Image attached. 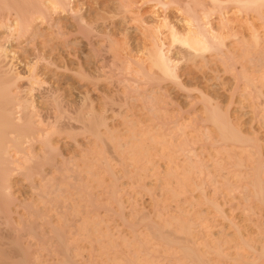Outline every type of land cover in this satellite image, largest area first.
Segmentation results:
<instances>
[{"label": "bare ground", "instance_id": "1", "mask_svg": "<svg viewBox=\"0 0 264 264\" xmlns=\"http://www.w3.org/2000/svg\"><path fill=\"white\" fill-rule=\"evenodd\" d=\"M152 1L155 3L154 8L156 10L161 9L163 12L166 13L163 21L164 22L163 26L167 29L169 33L168 37H166L164 32H162L161 30L162 26L158 27L157 25L154 24L150 25L149 22H145L146 20H144L145 17L143 18L142 16L143 14L140 15V7L142 6L143 3H139L135 0H100L97 3L99 5L97 9L91 8L87 4V1L85 0V2H81L83 8L81 7V9L79 10L73 8L72 3H75V0H0V255L1 254L4 256L7 255V257L8 256L19 257L22 260H18V262L22 261L21 263L25 264L27 263V261L26 262L23 261L24 260L23 256L25 255L24 248L28 247L27 245L28 243L30 244L34 242L33 244L36 243L37 247L39 246L38 248H40V250H44L43 252L45 253L47 252L46 254L59 255V256L55 255V257H58V260H56L58 264H82V260H78L81 261L80 263L76 259L78 254L82 253L79 250L80 248L79 243L81 241L80 240L81 238L84 239L83 237H88L89 239L93 238L95 239V241L101 243L107 242L106 245L107 248H105L104 246L105 253H103L104 256L107 255V257L105 256L107 258L105 259L107 260L105 262L106 264H257V262H255L256 261L255 259H254L255 261H253V257H256L257 259V256H258L257 260L259 261V256L261 254H259L258 251H256V244H255L256 242L255 243L253 242L252 244L250 240L247 241L245 239L243 240L240 239L242 240L241 242L242 247L244 244L245 248L247 247L248 248L247 250L250 252L249 253H247L248 251H245L246 253L242 252L241 249L242 247H240L239 244L238 247H236V248L240 247L236 255L230 254L231 252H229L228 254L223 253L224 247H222V249L220 247L223 246L220 244L224 242L223 238L220 241L216 238L217 239L215 240L217 241L216 243L212 242L213 240L212 241L210 240L212 242L211 245L208 244L209 243L208 239H206L208 243L206 241L205 243L203 240L206 246L204 245L202 247L201 245L200 247L199 245L202 243L196 241L197 239L196 237H194V233H192L194 232L192 231L191 228L192 225L189 224L190 223L189 221L185 220L187 219L184 218L186 216H184V213L183 215H181L182 211L180 212L179 209H178L179 212L176 211L175 213H173L175 211L174 210L173 212L170 211L169 214H167V212L165 211L167 215L163 213L164 210L160 209L161 211L160 210L158 211L156 209L157 212L155 213H157L156 214L157 218L155 217L156 218L155 220L152 218V216H148L147 214L142 213V214H138V216L135 217L137 218V220L134 219L133 221L132 219L130 221L129 219L122 217L124 216L123 213L119 212L118 215L122 217L124 224L128 226V228L131 230L130 232H132L131 235L133 236V238H131L133 240L131 239L128 240L129 237L125 238V240L122 238L121 241L122 240L124 241V245L122 244L123 242L119 243L118 241L120 239L117 238L118 239L117 240L114 237L115 234L112 233L110 229H108L107 231L102 229L103 218L100 219L98 215L99 212H96L95 207H98V205L95 202V198H93L94 195L92 194L93 192L91 193L89 190L90 188H92V186L89 184L90 188L88 189L89 185L88 183L85 182L87 180H85L84 179L85 177H83L84 167L82 166L86 167L87 164L88 167L90 166L93 167L94 165L93 163H97L98 160H100L98 161L99 164L100 163L103 165L105 164V166L102 167V169L107 171V173L113 171L112 168L110 167V163H109L110 161L108 162L106 159L107 158L106 154L108 150H110V148L107 150L108 145L104 144L107 140L103 139L102 134L100 133L101 126H107L106 119L104 121L102 116L101 118L96 117V115L94 116L93 114L95 112L92 114L91 113L92 109L90 110L91 112L89 110H87V112L86 111L84 112V110L82 109H84L85 106L82 107L84 103L82 102L83 104H81L80 100L74 103L72 101H71L72 103H70L69 101L67 102V100L65 101L64 100L65 98L61 97L60 96L61 94H59L60 87L58 88L55 86H48L47 88L45 87L46 89L42 92L43 89H41L40 86L39 88L41 90L40 89L39 90L43 94H41V92L37 90V87L41 83L38 78H40L39 70L42 69V67H46L50 70H54L55 72L62 71V69L64 71L67 69L66 71H68V67H67L68 64L67 65L65 64L66 61L64 62L63 65L59 63L60 59L58 62L57 55L60 52L57 51L58 53H56V50L62 51L64 60H67V56H68V54H65L67 50L66 48L71 49V51L74 50L75 51L74 54H76L77 49L75 48L77 44L74 43L76 42V40L73 41L72 39L73 42L70 40L71 36L75 34L74 33L75 31H76L75 35H77V33L78 35L82 33V35H84V37L86 38L84 39L86 41L88 40L89 41L88 43H90L91 47H93V45H96L94 44L95 42L94 43L92 42L93 41L92 39H94L95 37L94 34L96 35V31H99V29L102 28H108L109 30L113 28L115 29L117 28L115 21H111L113 20L112 18L109 21L108 19L107 20L105 19L106 17L102 16L103 13H111L112 17L113 15L116 16V19L117 17L122 18L123 22L127 25L126 28L124 26L126 31H129L131 28H134L132 26H128V24L131 23L132 21H138V23H142L141 27H137V30L142 31V33L144 34V38L146 36L147 38L145 39H148L151 45L150 47H147L146 59H137V58L129 59L130 63L128 67L132 66L130 64L133 63L137 67L128 68L130 70L128 71L129 73L126 74H128L127 76L129 77L124 78L126 82L127 81L129 82L127 83L128 85L126 84L128 87L125 86L127 90H129L127 92L129 93L135 92V94L137 93L139 99L141 97L144 100L145 106L149 111H152V113L154 112L157 116L159 112H162L163 107L160 106L161 104L159 100H162L163 99L162 97L163 96L165 97L166 95V90H164L166 87L163 88L164 84L172 83V85L174 84V86H176L178 89H182L181 91H183V89L184 90L187 89L185 85L186 83L189 82L185 83L183 80L184 79L183 76L186 75L187 73L183 72L184 74L182 73L180 74L179 71L180 70L179 67L183 64V62L186 63L191 61V64H194V66L196 65L200 69L202 67L206 68L210 64H214L215 66H217L216 64H221L224 68V69L221 68L222 71H224V73H228V74L231 73L232 75L234 74L237 77V78L235 77L237 82L240 83L242 82L241 84H243L244 87V95L247 98V100L250 101V102L247 101L248 103H250L248 107L254 112L253 114L256 113V115L257 114L261 115V117L257 116V118L259 117L262 120L264 127V39L262 37L263 35L261 34L262 36H260V30L256 26V24L253 21H249L250 19L248 20L246 18L247 23L245 25L246 26L248 25L247 27H249L248 29H250V35L246 36L243 33L244 29L242 30L244 25L241 24L239 25V22L237 24L235 22L236 21L235 18H233L232 17L233 15L231 14V13L236 14L237 17L241 15L243 17L245 15L246 17H250V18H252L251 16L254 15L256 19L260 21V23L262 24L261 27L263 28L264 31V0H152ZM170 10H173L171 12L176 13L177 16L180 15L179 22L181 21L182 24H184L183 25L184 27L178 22L172 21L171 18L172 16H170L169 14L171 13L169 12ZM95 12L99 14V17L92 19L91 14L93 13L95 14ZM60 13L62 15L67 14L71 17L70 22H72L74 25V28L71 26L73 30H75L74 32L72 30L68 31L69 28L67 30L65 22H62V20L60 19L58 20L56 18L57 17L56 15ZM236 15L234 16L236 17ZM153 22L155 21L153 20ZM41 25L43 26L45 25L48 29L51 30L50 31L51 33H45L43 29H40ZM91 34L93 36H91ZM110 34L112 35V33ZM167 38H169V42H167L168 41ZM229 38L231 39V41L232 40L233 41L232 42H230V40L228 41ZM25 41L29 42L30 48L28 49L24 48L26 49L24 51L25 53L23 52L24 57H22L21 54L20 57L17 56V53L16 55H14L15 52L14 53L10 52L9 48L12 43L19 44L20 42H25ZM110 41L112 43V40ZM229 42L230 44H228ZM113 44L115 43L113 42ZM94 50L97 49L95 48ZM100 50L98 49L96 51L97 55ZM79 54L76 55L78 56ZM71 56H69V58ZM77 56L75 57L76 60H77ZM59 58L62 59L61 56ZM80 60L81 59L77 60V62L83 68ZM209 69H210V73L211 71L213 72L214 78L219 79V75L217 73V70H219L218 67L217 69L215 67L214 68L211 67ZM75 70L74 73L79 74L75 72ZM72 72L73 71H71L70 73ZM81 73L82 71L80 72V75ZM80 75H75V76H79L80 78H82V75L81 76ZM84 77L86 76L84 75L83 78ZM237 82H236V86H239ZM195 84L197 85V83ZM201 91L202 90H200V93H202ZM37 92L38 94H40L39 96L46 99L45 105L47 103L46 105L47 108L46 106H44L46 108V109L44 108V110L40 109L41 107L39 105H36L38 103H36L35 101L36 98L34 97L37 94ZM37 96L38 95H36V97ZM202 96H205L204 93L202 94ZM207 100L208 101L205 100L204 102L205 113L210 115V116L208 115L210 121L212 120L213 122L217 123L216 128H218L219 136H220L219 137L220 139L217 140L219 145H221L219 147L222 148L223 145L225 148L227 143L230 142L233 143V145L235 144V146L237 145V148H239L238 146H240V148L243 146L242 149L244 150H241L243 152V155H245L244 152L247 150V153L245 152L247 154L246 157L236 155L235 161L231 164L233 165V167L236 169L237 172H239L238 170L242 171L243 167H245V169L248 172L249 171H251V173L253 172V175L249 174L252 176L251 177L252 180H250V182L248 183L246 181L245 182L243 181L245 184L247 183L246 185L244 184L245 187L247 188L246 190L245 187L243 188L240 187L243 183L242 181H240L242 182L241 184L238 183L239 185L236 183L238 185L237 188L238 189L239 187L242 188V192L244 193L245 191L250 190L249 187H252L256 194L254 195V197L257 196L258 198H260V200L263 202L262 204H264V156H263L264 151L262 150V145L258 141H255L253 139H251L250 141V138L248 139L246 137L247 138L246 139L244 138L245 136L242 137L240 135L242 133L238 132L237 129H234V127L232 128L231 124L230 125L228 124L230 122H228L227 119H226L227 121L224 119L226 115L223 118L219 116L218 111L220 107H216L215 104L212 105L211 98L210 101L208 98ZM109 104L112 105V102H109ZM37 106H39L40 108ZM90 108L91 107L89 106V109ZM223 113H227V112L224 111ZM106 130L108 131V129ZM83 132H85V134L87 132L89 135H92L91 137H88L89 135L86 134V136L88 137L86 143L88 145L87 146L88 148H86V146L84 148V145H82L83 141L82 142L80 141L82 143L81 144L77 140V137H79L80 135L82 136V134H84ZM56 137L65 138L66 140V141L64 140L65 142L73 141L71 142L74 143L72 145H74L75 148L78 149V152L83 153L84 157L82 156V154H80L82 157H79L78 156L79 154L77 152H76V154H78L77 156L74 155L72 157L71 155V157H69L70 156L69 154L68 157L65 156L64 152H62V149H59V145H56L55 142H53L55 140L54 138ZM151 137L152 140L155 139V137L153 136ZM99 140L101 141L103 140L104 142V143L102 142L103 144L102 146L99 145L101 148H99L98 146ZM183 143L177 144V146L180 147L181 150L188 153L193 151L194 148L190 149L188 146H185ZM215 143H217V141ZM91 145L95 146V148L93 146L92 154H91V149H89L90 147L92 148ZM111 145L110 147H112ZM74 146L72 147L74 148ZM97 146L100 150V153L99 150L96 149ZM123 146L121 144L120 149ZM185 147H188L189 149ZM227 149L229 151L231 150L229 148ZM96 150H97L96 155L97 156L99 154L100 155L98 156L99 158H97L98 160L95 157V160H93L92 163L90 162L91 161L90 159H87V157L88 155L91 154L90 156L93 159L94 158L93 155ZM137 150H139V148ZM86 151L89 153L87 154ZM105 151L106 154H103L105 153ZM184 155L186 154L184 153ZM191 156L193 157V155ZM233 158L234 157H232V159ZM195 160H196L195 163H193L194 161L192 162L190 161L188 165H184L179 168L177 167V169L171 168V170H168V172H166L165 170L166 177L164 176L163 178H166L165 181L167 179L170 181V182L166 181L167 182L166 184H168V187H170L167 188L169 190L171 189L170 190L171 193L173 194L176 193V195L178 196L177 193L179 192L177 190L178 188L175 187L172 188V184L173 186H175L174 183L177 184L178 186L176 185V187H179L180 184L183 185L184 183L183 181L185 180V177L189 179L188 176L192 172L211 175L212 172L209 170L210 168L208 169L209 164L208 165L206 164L207 163L206 161L208 159L204 161L206 163H204L202 160L198 162L197 159ZM78 161H82L81 163L83 164L86 161H89L90 164L92 163V165H90L89 162L88 163L86 162L85 165L80 164L81 165L80 167ZM248 163L250 165L249 167H247L248 165H246ZM231 164L229 162V165ZM92 167H90V169L88 170H86L87 168L85 169L86 171H88L87 173L89 172L94 173L93 171L94 167L93 168ZM211 168H214V166L212 167L211 165ZM215 168L217 169V166ZM234 168L232 169L234 170ZM102 169H100V171H102ZM135 170L139 172V168H136ZM178 171L181 172L183 175L181 173L179 174ZM97 172L98 170L95 171V173ZM113 172L111 174H113ZM234 174H236V172ZM99 175H94V176L98 177ZM94 176L92 181L99 180L96 179L97 177L95 178ZM211 176L210 178L212 182L214 180H215L214 182H216L217 180L215 178L216 176L215 175H214L215 177L213 175ZM15 177L23 178L24 183L27 184V187L29 189L28 190L30 193L29 197H31L29 199L31 201L30 200L26 201L25 198L21 200V198L17 197V195L15 194L14 189L12 190L13 188L12 178ZM212 178L215 179L213 180ZM235 178L237 177L235 176ZM239 178H241L240 173H239ZM97 183L99 184L98 181ZM231 184H229V186H231ZM236 184L234 188L235 190H237ZM229 186L226 187L229 188ZM233 187L234 186H231L230 189H232ZM180 188H182V186L179 187V189ZM182 189L183 191L185 190V184L183 185ZM253 190L252 193L254 192ZM239 191L241 192V189H239ZM112 192H113L112 195H114L116 190L114 189ZM84 199L86 200V202L83 201ZM83 202L87 204L91 202L90 205L92 204L91 206L93 207L91 208L93 210H88L89 208H87V210L81 209V207L84 206L82 205L84 204ZM105 204L108 205V203ZM175 209L177 210V208ZM249 209H247V211ZM20 210L22 211L21 213ZM109 210L112 209L109 208ZM81 211L85 213V216L84 215L81 216L83 214ZM148 214L150 215V213ZM260 222L261 221H259V224ZM140 225H142V227L144 226L145 232L142 231L143 229L140 230ZM118 227L119 226H117V230H119ZM261 227H264V225ZM225 240L227 242L228 239ZM226 242H224L223 244H225ZM238 243L236 242L235 245ZM212 244L214 247L212 246ZM262 246H261L262 248L257 247L259 251L261 250L264 251V244H262ZM135 247L136 248L138 247L139 250L137 251ZM95 248H92L94 249L93 251H95ZM202 248L203 250H201ZM204 249L205 250L208 249V250L204 252ZM209 249L210 252H208ZM212 251L215 253V255L213 256L217 255V258L215 260L216 262L213 261V259L211 260L210 258L211 256H209L211 255L210 253L213 254ZM253 252L258 253L259 255L257 254L256 256V253L254 255ZM229 254L230 256L234 255V257H230ZM227 257L229 258V261ZM250 257L252 258L253 262L248 261ZM94 262L95 261L91 260L89 263L87 262V264H96ZM84 263L85 262H83V264Z\"/></svg>", "mask_w": 264, "mask_h": 264}, {"label": "rangeland", "instance_id": "2", "mask_svg": "<svg viewBox=\"0 0 264 264\" xmlns=\"http://www.w3.org/2000/svg\"><path fill=\"white\" fill-rule=\"evenodd\" d=\"M86 1H87V4L91 8L97 9L99 6L97 3L100 0H86ZM135 1H137L139 3H143L142 6L140 7V15L143 14L142 16H143V18L145 17V19H144V20H146L145 22H149L150 25L151 24L157 25L158 27L162 26V28H161L162 32H164L165 36L168 37L169 33H168L167 29L163 26V23H164L163 21H164V17L166 15V13L163 12L161 9L156 10L154 8L155 3L152 0H149V1L148 0H135ZM81 2H85V0L84 1L83 0H80V1L75 0V3H72L73 8L74 9L76 8L77 10L81 9V7H82ZM171 11H173V10H170L169 12H171ZM174 12H175V10H174ZM230 13H229V16H230ZM169 14H170V16H172L171 17L172 21L178 22L182 26L184 25V24H182L181 21L179 22L180 15L177 16V14L173 13V12H171ZM231 14L233 15L232 17L235 18L236 21L235 20L234 21L237 24L239 22V25L240 24L244 25L243 28L241 27L242 30L244 29V32L243 31H241V32H243L246 36L250 35V29H248L249 28V27H247L248 25L246 26L245 24L247 23V19L248 20L250 19L249 21H253L256 24V26L259 28L260 36L263 35L262 37L264 39V31H263V28L261 27L262 24L260 23V21H258L256 19V17L254 15H252L251 16L252 18H250V17H246L245 15L243 17H242V15L237 17L236 14H233V13H231ZM234 15H236V17ZM56 16L55 17L58 20L60 19V20H62V22H65L67 30L69 28L68 31H70V30H72L73 32L75 31V30H73L74 25L72 22H70L71 17L69 15H67V14L62 15L60 13V14H57ZM91 16H92L91 17L92 19H95V18L99 17V14L97 12H95V14L93 13V14H91ZM102 16L106 17L105 19L106 20L108 19L109 21L112 18L113 20H111V21H115L117 28L116 29L113 28L111 30H109L108 28H102V29H99V31L101 33L99 31H96V35L94 34L95 37H94V39H92L93 40L92 42L93 43L95 42L94 44H96V45H93V47H91L90 43H88L89 42L88 40L87 41L85 40L86 38L84 37V35H82V33L81 34L79 33L80 35H78V33H77V35H75L76 34V31H75L74 32L75 34L73 36H71L70 40L71 41H72V39H73V41L76 40V42H74V43H76L79 47L78 48L76 45V48H75V49H77L76 54H79L81 52L78 55L79 57L80 56L81 57L79 58L76 54H74V52H75L74 50L71 51V49L66 48L67 50H66L65 54H68V56H67V60H64L62 51L56 50V53H58L57 51H59L61 53V54L58 53V55H57L58 62L60 59L59 63L63 65L64 62L66 61L65 64L66 65L68 64L67 65L68 71H66L67 69L65 71L62 69V71L55 72L54 70H50L46 67H42L43 70L42 69L39 70L40 78H38L41 83H40V85L38 84L39 86L37 85L38 86L37 90L39 92H41L40 91L41 89H43L42 90V92H43L48 86H55L58 88L60 87L59 88V94H61L60 95L61 97L65 98V99L63 98L65 101L67 100V102L69 101L70 103H72V102L74 103V102L80 100L81 104H83V103L86 104V105L83 104V106H82V107L85 106L84 109H82V110H84V112L85 111L87 112V110L90 111L92 109L91 110L92 112L91 111L90 112L92 114L95 112L93 114L94 116L96 115V117H100V118L102 116L104 121L106 119L107 126H101V132L100 131L99 132L102 134L103 139H106L107 141L104 143L103 140L102 141L99 140L101 142L98 141V146L99 145L102 146L103 145L102 142H103L104 144L108 145L107 150L110 148V150H108L107 154H106V151L103 154H106V156H107L106 159L108 162L110 161L109 162L110 167L112 168V170L114 172L111 171V172L107 173V171L102 169V167H104L105 164L103 165L100 163L101 164L100 165L98 163V161H100L97 159V158H99L98 156L100 155L99 154L100 153L99 148H101L100 146H99V148H98V146L96 148L99 150L98 156L96 155L97 150L94 152V155H93L94 158L93 159L90 156L93 153L92 150H93L94 145L93 146L91 145L92 148L89 146L90 147L89 149H91V154L88 155V157L86 156L87 159L91 160V161L89 160L90 162L95 160V157H96V159L98 160V161L96 160L97 163H93V162L92 163L94 164L93 165V167L95 169V170L93 169L94 173L96 170H98V172H99V173L97 172L98 174L97 173L94 174L93 172H92L93 174L90 172L87 173L88 171H86V170H88V169H90V167H92V166H90V167L87 166L86 162L88 163L89 161H86V162L84 161L85 162L84 164L81 163L82 161H78L79 165L80 164L81 165L86 164V167L82 166V167H84V169H83L84 170V173H83L84 176L83 177H85L84 179L87 180L85 182L88 183V185L90 184L92 186V188H90V185H89L88 189L90 188L89 189L90 192L91 193L93 192L92 193V194H94L93 198H95V202L98 205V207H95L96 212H99L98 215H99L100 219L103 218L102 219L103 220L102 229H104L106 231L108 229H110V231L115 234L114 237L116 239L117 238L120 239L118 242L119 243L123 242L122 244L124 245V241L123 240L121 241V239L123 238L125 240V238L129 237L128 238V240H129V239L133 238V236L131 235L132 234V232H130L131 230L128 228V226H126L124 224L122 217L129 219L130 221L133 219V221H134V219L137 220V218H135V217H137L138 214L143 213V214H147L148 216H152V218L155 220L157 218L156 217L157 213H155V212H157L156 209L158 211L160 209L164 210V212L163 211L162 212L165 213V215L169 214L170 211L173 212L175 210L173 212V213H175L176 211L179 212V210H180V212L182 211L181 215H183V213H184V216H186V217H184V216L183 217L187 218L185 220L189 221L190 222L189 224L192 225L191 228H192V231H194L192 233H194V237H196V239H197L196 241L197 242L199 241L200 243H202V244L198 243V244H200L199 245L200 247H201V245H202V247L205 245V243L207 242L206 239L209 240V243L208 242L207 243L210 245L212 242L216 243L217 241H215V240H217V239L220 241L223 238L224 242H226L225 239H228L227 240L228 243L227 242L225 244H223L224 242L220 243L221 245H223L220 247H221V249H222V247H224L223 248L224 254H226V253L228 254L229 252H231L230 254L236 255L239 248L242 247V245H241L242 240L243 239H245L247 241L250 240L252 244H253V242L254 243L256 242L255 243L256 244V251H258V253L261 254L259 256V261H258L257 260L258 259V256H257L258 253L253 252L254 255L256 253V256H257V259H256V257H253V261L256 260L255 262H257V264H264V251L261 249H260L261 251H259V249L257 248V247L262 248L263 247L262 244H264V238H261V237H264L263 236L264 227H261L264 225V204H262L263 202L260 200V198H258L257 196L254 197V195H256V194H255V191L253 190L252 187H249V188H250V190L252 188V190L254 191L253 193H252V190L251 191L250 190L245 191L247 189L245 187V185L248 182H250V180H252L251 175H253V172L252 173H251V171L248 172L245 169V167H243L244 169L242 168V171L238 170L239 172H237L236 169L231 164L235 161L236 155L246 157L247 156V154H246L247 150L245 151L246 153L244 152L245 155H243V152L241 151V150H244V149H242L243 146L241 148H240V146H238L239 148H237V145L235 146V144L233 145V143H230V142L227 143L225 148L223 145H222V148L219 147L221 145H219V143H218L220 136H219L218 128H216L217 123L213 122L212 120L210 121V119L208 117L209 114L205 113V106H204L205 100L208 101L207 100V98H208L210 101V98H211L212 105L215 104L216 107H220L219 111H218L219 116L223 118L226 115L224 117V119L225 120L227 119L228 122H230L228 124L229 125L231 124L232 128L234 127V129H237L238 132H241L242 134H240V135L242 137L245 136L244 138H246V137L248 139L250 138V141H251V139L258 141L262 145V150L264 151V146H263L264 145V127H263L262 120L259 117H258L259 119L257 118V116L261 117V115H258V114L256 115V113L253 114L254 112L248 107V105L250 104L248 102H250V101H248L244 95V87H243V84H241L242 82L241 83L237 82V80H236L237 77L234 74L232 75L231 73L230 74L224 73V71H222V69H221V68H223V66L221 64H216L217 66H215L214 64H210L208 66L209 68L215 67L216 69L218 67V69H219V70H217V73L219 75V79H218V78H214L213 72L211 71V73H210V69L208 67H206V68L202 67L201 68L202 70L204 68V70L202 71L196 65L194 66V64H191V61L186 62V63L183 62L182 65L180 64L181 66L179 67V69H180L179 71H180V74L181 73L182 74L187 73L186 74L187 76L186 75H184L185 77L183 76L184 82L185 83L189 82V83H186V85H185L187 87V89L186 90L183 89V91H181L182 89H178L176 86H174V84L172 85V83L164 84L163 88L166 87L164 89V90H166V95H165V97L161 96L163 99L160 97L162 100H159L160 104H161L160 106L163 107V109H162L163 113L162 112L158 113V116L160 114V116H159L160 118H159L154 112L152 113V111H149L146 108L144 100L141 97L139 99V96L137 93L135 94V92H130V93L127 92L129 90H127L126 87H128L127 83H129V82L128 81L126 82L124 79L126 77H129V76H127L128 74H126V73H129L128 71L130 69H128V68H130V67L136 68L137 67L134 63L130 64L132 66L128 67V65L130 63L129 59L130 58L131 59H133V58L134 59H136V58L137 59H146L147 58V55H146L147 54V47L151 46L148 39H145L147 37L145 36V38H144V34L142 33V31L137 30V27L142 26V23H138V21H132L131 23L128 24V26H132L134 28H131L129 31H126L125 28L127 27V25L123 22L121 17H117V19H116V16L113 15V17H112L111 13H103ZM153 20L155 22H153ZM42 26L43 25L40 26V29H43L45 31V33H51L50 32L51 30L48 29L45 25L43 27ZM124 26H125V28H124ZM98 32H99V34H98ZM110 33H112V35ZM97 35H99V36H97ZM91 36H93V35L91 34ZM108 36L111 38H109ZM91 38H93V37H91ZM110 40H112V43ZM167 40H168L167 42H169V38H167ZM229 40H230V42L233 41V40L231 41L230 38L228 39V41ZM27 42L26 41L20 42L19 44L18 43H16V44L12 43L13 45L11 44L10 48H9L10 52H12V53L15 52L14 55H16V53H17V56H20V54H21V56L24 57V53H25L24 51L26 49L30 48L29 42H28V44H27ZM113 42L115 44H113ZM230 42L228 44H230ZM110 45H113V46H110ZM94 47L97 50L101 49L99 51L100 54L98 52V55H97V53H96L97 50H94L95 49ZM24 48H26V49H24ZM101 52H102V54H101ZM71 53H72V56H71ZM59 55L62 57V59L59 58L60 57ZM69 56H71V57L69 58ZM76 56H77V60L81 59L80 61L82 63L83 68L81 67V65L78 64L77 60L75 59ZM101 59H102V61H101ZM127 61H128V64H127ZM111 64H112V66H111ZM218 65H220V66H218ZM118 66H120V67H118ZM80 67L82 68V70ZM77 68H78L79 72L77 71ZM69 70H70V72L71 71H73V72L70 73ZM74 70H75V72H77L79 74L74 73ZM81 71H82V73H81L82 78L84 75L86 76L83 79L80 78L79 76H75V75H80ZM220 71H222V72H220ZM80 79H82V80H80ZM236 82L239 86H236ZM195 83H197V85ZM200 90H202L201 91L202 93H200ZM188 91L191 93H189ZM242 91H243V94H242ZM42 92H41V94H43ZM127 93H128V95H127ZM188 93L191 95H189ZM203 93L205 96H202ZM36 95H38V96L36 97ZM36 95L34 97V98H36L35 99L36 103H38L36 105H39L41 108L39 106H37V107L44 110V108H45L44 106L47 105V103L45 105L46 99L39 96L40 94H38V92ZM120 99H122V100H120ZM108 101L112 102V105L109 104ZM106 102H108V103H106ZM217 102L219 105L217 104ZM106 104L108 107L106 106ZM165 105H167L168 107ZM89 106L91 107L90 109H89ZM46 108H47V106H46ZM85 108H86V110H85ZM224 111L227 113H223ZM260 120H261V122H260ZM106 129H108V131ZM83 133L85 134V132H83ZM84 134H82V136L80 135L79 137H77V140L79 142L83 141L82 142L83 144L81 142L80 143L82 145H84V148H85V146H86V148H88L87 147L88 145L86 143H87L88 137H91L92 135H89L86 132V134L89 135L87 137L86 134L85 135ZM109 134H111V135H109ZM151 136L155 137V139L153 138L154 140H152ZM108 137L109 138L111 137V138L109 139ZM258 138H259V140H258ZM54 139H53L54 140L53 142H55L56 145H59V149H62V152H64L65 156L68 157L70 155L69 157H71V155H72V157H73L74 155L77 156L78 154H79L78 155L79 157L83 156V153L78 152V149L75 148L74 145H72V144H74V143H71L73 141L65 142L66 141L65 138H58V137H56ZM84 140H85V142H84ZM167 140H169V141H167ZM216 141H217V143H215ZM107 143H110V144H107ZM182 143L185 146H188L190 149L194 148L193 151L191 150L194 154L192 152L188 153V152L181 150L180 147L177 146V144H182ZM92 144H94V143H92ZM96 144H97V142H96ZM121 144H122V146L125 144H127V145H125L126 147L123 146L120 149ZM110 145L112 147H110ZM175 145H176V148H175ZM72 146H74V148ZM153 146H154V148H153ZM137 147L139 148V150H137L138 149ZM188 147H185V148L189 149ZM94 148H95V146H94ZM117 148H118V151H117ZM227 148H229L231 150L229 151ZM234 148H235V150H234ZM119 149H120V151H119ZM238 149H240V150H238ZM132 150H134V151H132ZM194 150H195V152H194ZM170 151H171V153H170ZM76 152L78 154H76ZM86 153L88 154L89 152L86 151ZM184 153L186 155H184ZM80 154H82V156ZM187 154H188V156H187ZM147 155H148V157H147ZM189 155H190V157H189ZM191 155H193V157ZM128 156H130V157H128ZM224 156H225V158H224ZM230 156H231V158H230ZM263 156H264V153H263ZM163 157H165V158H163ZM232 157H234L233 158L234 160L232 159ZM172 158H174V159H172ZM138 159H140V160H138ZM190 159H192V160H190ZM195 159H197V162L200 160H202L204 162L208 159L206 161L207 163L206 162H204V163H206L207 165L209 164L208 169L210 168L209 170L212 172V173L210 172L211 175L216 176V177L214 176L217 179L216 182H214L215 178L214 179L212 178L214 180L212 182V180L210 178V176H211L210 174H208V175H210V176H208L207 174H204V173L199 174L198 172H192L191 173L192 175L189 174V176H188V174H187L189 179L185 177V180L183 181L184 182L183 185L185 184V190L183 191V189H182L183 185L180 184L179 187L182 186V188H180L181 189V192H180L179 187H176L177 184L174 183L175 186H173V184H172V188H174V187L178 188L177 189L179 191V192H177L178 196L176 195V193H174V194L171 193V191H170L171 189L170 190L168 189L170 187H168V184H166L167 183L166 181H168V182H170V181L168 179L165 181L166 178H163L166 175V172H168V170H171V168L177 169V167L179 168V167H182L184 165H188L190 161L191 162L194 161L193 163H195L196 162ZM228 159H230V160H228ZM79 160H81V159H79ZM183 160H186V161H183ZM215 160H216V162H215ZM128 161L130 164L128 163ZM172 161H173V163H172ZM90 162H89V164H90ZM133 162L135 163V166H134ZM168 162H170V163H168ZM229 162L231 165H229ZM92 163L90 165H92ZM227 163H228V165H227ZM217 164L219 165V167ZM81 165H80V167H81ZM211 165H212V167L214 166V168L217 166V169L211 168ZM246 165H248L247 167L250 166L249 163ZM222 167H224V168H222ZM130 168H132V169H130ZM136 168H139V172L137 171L138 169L135 170ZM232 168H234V170ZM100 169H102V171H100ZM127 169H129V170H127ZM165 170H166V172H165ZM220 170L223 172H221ZM224 170H226V171H224ZM228 170H230V171H228ZM243 171H245V172H243ZM112 172H113V174H111ZM136 172H138V173H136ZM219 172H221V173H219ZM235 172H236V174H234ZM241 172H242V174H241ZM180 173L181 172H179V174ZM239 173H240L241 178H239ZM249 174H251V175H249ZM94 175H99V176L97 177ZM136 175H138V176H136ZM198 175H200V176H198ZM204 175H207L208 177L204 176ZM234 175L237 178H235ZM244 175H246L247 177ZM93 176L95 178L97 177L96 179H99V180L95 179L96 181H92ZM134 176H136V177H134ZM228 176H229V178H228ZM89 177H90V179H89ZM101 178H102V180H101ZM97 181L99 182V184L97 183ZM228 181H229V183H228ZM240 181H242V182L246 181L247 183L245 184L244 182L242 183ZM95 182L97 185L95 184ZM162 182H164V183H162ZM12 183H13L12 184V187H13L12 190L14 189V192L17 195V197H20L21 200H23L24 198L26 199V201L30 200L29 198H31V197H29V194H30L28 191L29 189L27 187V184L24 183V180L22 177L21 178L20 177L19 178L18 177L12 178ZM231 183H233L234 185ZM236 183L237 184L242 183V185L240 187H242V188L245 187L244 191L246 193L245 192L243 193L242 188L239 187V189H241V192H242L241 193L239 191V189L237 188V186L239 184L237 185ZM189 184H191V185H189ZM217 184H219V185H217ZM229 184H231V186H234V187L232 189H230L231 186H229ZM235 184H236L237 190L234 189ZM226 186H229V188ZM91 189H92V191H91ZM114 189L116 190V192L114 195H112V193H113L112 191ZM227 190L228 191H230V190L234 191L235 190V191L234 192H232V191L228 192ZM229 193H231V194H229ZM174 196H177V197H174ZM85 199L83 201L86 202L88 197L86 200ZM85 202H83L84 204H82V205H84V206L86 205V206L85 207L82 206L81 209L87 210V208H89L88 210H93L91 208V207H93V206H91L92 204L90 205L91 202L88 203L89 205ZM105 203H108V205ZM246 204H248V205H246ZM245 205L248 208H246ZM165 206H167V207H165ZM109 208L112 210H109ZM175 208H177V210ZM243 209H245L246 211ZM247 209H249V210L247 211ZM83 211H81V212L83 213ZM165 211L167 212V214ZM21 212L22 211L20 210V213ZM119 212H122L124 216L121 217L120 215H118ZM148 213H150V215ZM83 215L85 216V213H83L81 216H83ZM251 216L253 219L251 218ZM259 221H261L260 224H259ZM259 225H261V226H259ZM117 226H119L118 227L119 230H117ZM260 229H262V230H260ZM140 230L144 231L145 230L144 226L142 227V225H140ZM244 235L245 236L247 235V236L245 237ZM83 238L84 239H82V238L80 239L81 241L79 240L80 241L79 250L82 253H80L81 255L78 254V256L76 257L77 261L82 260V264H83V262H85L84 264H87V262L89 263L92 260V261H95L94 263H96V264L97 263L98 264H106L105 262L107 260H105V259H107L106 258L107 255H105L106 256L105 257L103 253H105L104 250H105V248H107V246H106L107 242L101 243V242L95 241V239H93V238H90V239L88 237H83ZM240 239H242V240H240ZM257 239H259V240H257ZM90 240H92V241H90ZM131 240H133V239H131ZM203 240H204V242L205 241L206 242L204 243ZM210 240L211 241L213 240V241L211 242ZM91 242H93V243H91ZM236 242L237 243L239 242L238 244H236L237 246L235 245ZM33 243H30V244L26 243L28 245V247H26L27 249L24 248L26 256L25 255L23 256L24 257L23 261H25V262L27 261V263H25V264H58V262L56 261V260H58V257H55V255H57V254H46L47 252L46 253L43 252L44 250H40V248H38L39 246L37 247V244L36 243L33 244ZM213 244H212V246H213ZM82 245H83V247H82ZM91 245H92V247H91ZM238 245L240 247L236 248V247H238ZM104 246H105V248H104ZM229 246H231V247H229ZM92 248H95V251H93L94 249H92ZM207 248H208V246H207ZM135 249H137V251L139 250L138 247L137 248L135 247ZM241 249H242V252L248 251L247 250L248 248L247 247L245 248L244 244H243V247ZM29 250H30V252H29ZM37 250L41 251V252H38ZM89 250H91L92 252ZM201 250H203V248ZM206 250H208V249H206ZM206 250L204 249V252H206ZM208 252H210V249ZM249 252L250 251H248L247 253H249ZM210 254L211 255H209V256H211L210 257L211 260L213 259V261H215L217 258V255L213 256V255H215L214 252H213V254L212 253H210ZM230 254H229V256H230ZM234 255H231L230 257H234ZM57 256H59V255H57ZM52 257H55V258H52ZM228 257H227V259L229 261L230 257L229 258ZM250 258L248 261L253 262L252 258L251 259ZM29 259H30V261H29ZM59 259H60V257H59ZM13 260H14V262H13ZM18 260H22V259H20L19 257H10V256L7 257V255L6 256H4L2 254L0 255V264H9V263L10 264H18L20 262V261L18 262ZM54 260L56 261V263ZM21 262L19 264H22ZM78 262L81 263V261H78Z\"/></svg>", "mask_w": 264, "mask_h": 264}]
</instances>
